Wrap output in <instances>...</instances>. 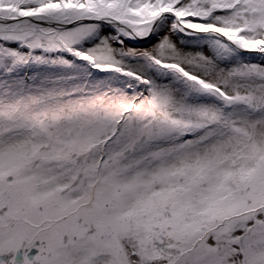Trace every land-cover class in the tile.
Wrapping results in <instances>:
<instances>
[{"label":"snow or ice","instance_id":"snow-or-ice-1","mask_svg":"<svg viewBox=\"0 0 264 264\" xmlns=\"http://www.w3.org/2000/svg\"><path fill=\"white\" fill-rule=\"evenodd\" d=\"M0 264H264V0H0Z\"/></svg>","mask_w":264,"mask_h":264}]
</instances>
